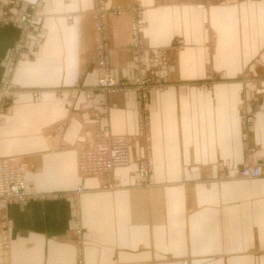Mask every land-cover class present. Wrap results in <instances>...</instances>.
Here are the masks:
<instances>
[{"label":"crops","instance_id":"crops-1","mask_svg":"<svg viewBox=\"0 0 264 264\" xmlns=\"http://www.w3.org/2000/svg\"><path fill=\"white\" fill-rule=\"evenodd\" d=\"M13 1L0 3L14 15L23 7ZM17 1H43L45 40L12 66L20 28L0 22V156L30 159L27 180L48 194L0 205V264H78L77 225L84 230L85 264H264V177L214 180L220 167L234 173L243 159L234 76L252 65L250 52L264 47V2H211L210 10H196L186 0H159L153 8L144 0L146 44L183 42L171 66L182 82L150 93L155 183L136 185L134 148L127 167L83 179L85 191L75 200L71 193L81 183L73 148L90 125L135 133L136 96L110 95L107 118L84 106L89 95L83 88L97 82L87 54L94 38L92 0ZM108 27L113 74L123 79L133 73L127 19L111 17ZM212 31L218 45L207 61L204 43ZM219 69L222 80L197 83ZM5 85L14 91H3ZM251 142L264 158V109ZM110 179L117 188L102 191L101 181Z\"/></svg>","mask_w":264,"mask_h":264},{"label":"rangeland","instance_id":"rangeland-1","mask_svg":"<svg viewBox=\"0 0 264 264\" xmlns=\"http://www.w3.org/2000/svg\"><path fill=\"white\" fill-rule=\"evenodd\" d=\"M15 1V2H14ZM10 4L23 7V9L12 14V12L7 8L6 4L0 3V15L2 14H12L14 19L17 18L20 12H24L27 18L31 21H25L26 28L20 22H17L13 18L4 19L0 16V22L12 23L20 28V35L18 40L15 42L13 49L10 54V64L15 66V63L19 59L32 57L33 53L37 51L45 40V28L42 19V6L43 1L33 2V3H16L19 2L14 0ZM159 0H148L147 5L150 7L156 6ZM177 1V0H174ZM228 1H246L255 2L261 0H186V2H191L195 5L191 9H204L210 10L212 7L209 6L211 2H228ZM264 2V0H262ZM147 5L144 0H134V2L126 3H111L109 0H92V7L90 9L93 28H94V38L92 46L87 54H89L95 61L97 67V82L93 85H89L83 88L84 92L89 95L84 106L90 104V107H86L91 110V114L95 116H105L108 117L109 114V96L120 93V92H133L136 96V106H137V130L132 134L124 133H113L106 126L105 129L99 130L94 128V126H87L83 132V140L77 144L73 149L75 152V162L73 164L74 172L77 178L80 180V185L77 186L73 194L75 200L76 198L85 191V187L82 184L83 179L91 177H82L79 172L78 164L76 162V157L78 151L84 149H89L95 145L97 139L106 134L108 137H124L128 139L129 152V162L122 167H127L131 161V153L135 148L139 149V153L136 156V168L135 173L137 175L136 185L142 187H150L155 183L152 172L153 164L151 162L152 156V129H151V110L150 104V93L152 91H164L173 84L181 83L182 80L173 76L171 72V66L174 61H176L177 51L182 49L183 42L179 39L175 40L171 45L165 47L153 48L146 44L145 41V29L147 28V20L145 18V10ZM209 6V7H208ZM207 10V12H209ZM264 10V9H263ZM261 12V11H260ZM127 19L129 28L128 37V49L131 52L132 59V71L133 73L123 79L115 78L113 74V66L111 62V47L108 38V22L111 17L120 16ZM260 15H264L260 13ZM257 17V16H256ZM255 17V18H256ZM255 20V19H254ZM261 21V20H260ZM264 22V20L262 19ZM217 39L215 38V32L212 31L208 38L207 43H204L205 57L210 58L211 53L216 52ZM252 48L255 44L251 43ZM250 54L255 55L253 57L252 65L240 69L237 74H235V80L240 83V97L241 102L238 106L240 126H241V140L244 149L243 159L234 173L227 172L224 168L220 167L219 174L216 177L217 181L228 179H246L253 180L256 178L242 177V171L248 167L259 166L262 174L257 177H264V158L256 154V147L251 142V133L254 130V123L257 118L258 113L264 109V65L260 62L264 61V47L259 52L255 54L250 52ZM205 58V59H206ZM223 69L210 72V77L208 79H200L197 83L199 85L211 86L215 81L222 80L224 73ZM108 81H115L114 86H109L108 84L103 85L100 80L106 79ZM107 82V81H106ZM78 88V86H76ZM9 90V92L14 91V87L5 85L2 89L3 91ZM8 92V91H6ZM9 95V94H6ZM11 95V94H10ZM101 107V111L96 110V106ZM60 127V126H59ZM52 135L54 132L51 133ZM106 137V136H105ZM12 155V154H11ZM8 156V155H6ZM19 156V155H14ZM21 157V158H20ZM13 166L10 168H19V163L26 164V171L31 168V160L24 158L22 156L18 157ZM24 161V162H23ZM222 166V165H220ZM118 167V168H122ZM100 175V177L93 178H103L105 175L114 172L116 169ZM17 176L20 172H14ZM26 173L24 174L25 181ZM30 188H34V182L28 181ZM102 191H114L117 187V183L110 180L101 181ZM36 186V185H35ZM30 189V190H31ZM47 196H32L31 198H26L25 200H13L10 202L0 203V205L8 204H18L27 201H33L40 198H45ZM77 220V218H76ZM84 230L81 225H77L74 229V241L77 245L79 260L78 264H85L83 259V248H84Z\"/></svg>","mask_w":264,"mask_h":264},{"label":"built area","instance_id":"built-area-1","mask_svg":"<svg viewBox=\"0 0 264 264\" xmlns=\"http://www.w3.org/2000/svg\"><path fill=\"white\" fill-rule=\"evenodd\" d=\"M19 16L14 19L11 14L0 15L4 19L13 18L26 28L25 21L29 20L24 12H20ZM31 21V20H29ZM107 81V82H106ZM103 85L108 84L114 86L115 81H108L107 78L100 80ZM106 136V137H105ZM104 139H97V144L89 149L79 152L76 157L79 172L82 177H100L104 171H109L113 166H119L127 163L129 152L126 146L128 139L117 137L109 139L106 134ZM16 158L7 157L0 160V203L10 202L13 200H25L28 197L25 188L24 174L26 172V164L19 163V168H10L16 161ZM20 172L17 176L14 172ZM106 173V172H105ZM262 174L259 166L248 167L242 171V176L249 178H257ZM34 189V188H33ZM32 189V190H33Z\"/></svg>","mask_w":264,"mask_h":264},{"label":"bare ground","instance_id":"bare-ground-1","mask_svg":"<svg viewBox=\"0 0 264 264\" xmlns=\"http://www.w3.org/2000/svg\"><path fill=\"white\" fill-rule=\"evenodd\" d=\"M103 135H101L100 137H99V139H104V137H102ZM113 138H117L116 136H112V137H110L109 139H113ZM125 139V138H124ZM97 144V142L95 143V145ZM94 145V146H95ZM83 151V150H82ZM79 152H81V151H78V153ZM15 154H12V155H8V156H6V155H1L0 156V160L1 159H4V158H7V157H13V158H17V159H19L18 157L19 156H14ZM21 158V157H20ZM24 162V161H23ZM77 162V161H76ZM129 162V157H128V160H127V163ZM127 163H125V164H121V165H119V166H113L109 171H104V174H105V172L106 173H108V172H110V171H112V170H114L115 168H118V167H122V166H125ZM27 172V171H26ZM103 174V175H104ZM242 177H244L245 178V176H241V178ZM26 183H25V188H26V193H27V195H28V197H32V196H41V197H43V196H46L48 193H46V192H44V191H40L35 185H34V189L32 190L31 188H30V185H29V183L27 182V180L25 181ZM31 189V190H30Z\"/></svg>","mask_w":264,"mask_h":264}]
</instances>
